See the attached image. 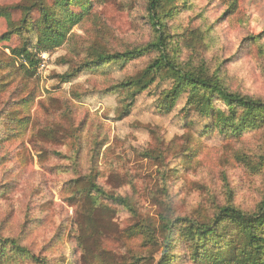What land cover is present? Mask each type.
<instances>
[{"label": "rangeland", "instance_id": "1", "mask_svg": "<svg viewBox=\"0 0 264 264\" xmlns=\"http://www.w3.org/2000/svg\"><path fill=\"white\" fill-rule=\"evenodd\" d=\"M60 1L0 0V264H162L165 253L171 264H210L195 254L188 225L213 224L223 206L261 212L264 120L222 133L215 117L186 106L187 93L169 105L166 66L132 102L118 85L159 59L157 51L83 67L96 54L155 42L149 0H85L84 15ZM173 2L162 32L177 69L264 102V0ZM212 105L228 114L221 101ZM89 181L104 192L94 210L79 202ZM235 222L222 235L240 245ZM220 252V264L237 263L231 248Z\"/></svg>", "mask_w": 264, "mask_h": 264}, {"label": "trees", "instance_id": "2", "mask_svg": "<svg viewBox=\"0 0 264 264\" xmlns=\"http://www.w3.org/2000/svg\"><path fill=\"white\" fill-rule=\"evenodd\" d=\"M84 1L85 0H61L60 5L79 4L81 15H84L90 9L89 5L85 6L86 4H82ZM173 1L174 0H149L148 19L153 27L156 28L157 35L154 43L124 53H116L107 56H103L100 53L96 54L94 61L88 62L84 65L83 69H89L91 65H104L108 63L124 64L142 58L152 51H157L160 54L159 59L147 66L138 77L129 79L118 85L121 90L126 92L127 95H130L132 102L137 94L142 93L155 82L158 73L166 66L170 71V78L173 80L172 88L165 96L169 101V105H172L182 93H187L188 98L186 106H188V108H193L204 117H215L213 127L218 128L222 133L230 131V134H236L243 128H251L252 126L258 125L264 120V102L230 93L215 76L207 77L194 74L192 71L184 72L180 68L177 69L176 64L173 63V59L168 55L170 54L168 50V45L170 46V44L167 42L168 37L162 32L165 28V18L172 17L174 12L178 9ZM166 6H171V8L164 10ZM43 15L46 17V13H43ZM76 19L77 22L79 16H77ZM23 28H25V33L30 34L26 30V27ZM60 37V35H55L53 33L47 34V39L50 42L59 39L60 42H56L58 45L62 42ZM26 39H29L28 36ZM40 47L42 48L39 49V51L44 52L53 49V47L48 46ZM21 53L24 58L30 60L29 54L31 53L27 48L23 47ZM215 99L223 103L228 114H226L225 111L216 109L212 105V101ZM129 108L130 106L122 113L123 117L127 116L126 114H128ZM238 114H240L239 119L235 121ZM209 129L210 127L208 126L204 128L205 132H208ZM88 187L89 189L84 193L85 197L79 202L86 201L84 205H86L88 209L94 210L97 209L98 206H101L99 199L104 197V192L95 183L90 181L88 182ZM107 199L112 200L115 204L121 205L130 211L132 210L127 199L109 195H107ZM261 206V212L251 215H245L231 207L223 206L218 208L213 224H189V231L187 234L191 240H195V254H201L200 260L202 261H208L210 264H220L223 262V257L220 252L221 248L229 247L232 249L231 256L235 255L237 258L236 264H264V200ZM232 220L237 221L235 223H237L238 226L240 225V233L245 237L243 244H232V241H227L224 235H222L228 230L227 222L230 223ZM89 221L91 222L92 219L89 218ZM162 221L164 226H168L170 223V221L164 217H162ZM180 221L181 220L178 219L176 223ZM230 232L233 233L232 231ZM236 236L238 237L237 234ZM209 241L212 242L210 245L212 249L208 248ZM10 244L16 252L21 251L20 247L14 242L10 241ZM174 250L173 248V251ZM200 250L203 252L200 253ZM173 260L174 257L172 258L165 253L162 258V264H171ZM228 261L229 259L226 263L230 264Z\"/></svg>", "mask_w": 264, "mask_h": 264}]
</instances>
